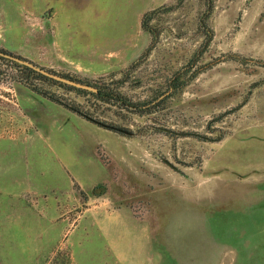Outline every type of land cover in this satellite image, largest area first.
<instances>
[{
  "label": "rangeland",
  "instance_id": "1",
  "mask_svg": "<svg viewBox=\"0 0 264 264\" xmlns=\"http://www.w3.org/2000/svg\"><path fill=\"white\" fill-rule=\"evenodd\" d=\"M207 1L0 0V49L146 104L0 59V264H118L91 224L117 208L149 231L146 264H264V0H215L206 18ZM203 18L214 38L196 61Z\"/></svg>",
  "mask_w": 264,
  "mask_h": 264
},
{
  "label": "trees",
  "instance_id": "2",
  "mask_svg": "<svg viewBox=\"0 0 264 264\" xmlns=\"http://www.w3.org/2000/svg\"><path fill=\"white\" fill-rule=\"evenodd\" d=\"M214 2L215 0H208L207 1V10L205 12V17L208 18L212 13H213V9H214ZM150 17V15L146 14L143 20V25L146 26V20ZM206 18H203L201 20V27L204 29V34H205V40L203 41V43L201 44V46L199 47V50L197 51V53L195 54V56L193 57V60L198 61L199 57H201L209 48V45L211 43V41L214 38V30L212 27L209 26L208 22L205 20ZM156 37L153 40V44L156 42ZM1 51H5L3 49H0ZM6 59L4 57L0 56V59ZM14 65H16L17 63L11 61ZM18 67H20L22 70L28 71V72H32L33 70H31L30 68L23 66V65H16ZM53 71V70H52ZM34 72V71H33ZM36 73V72H35ZM36 76H43L41 74H38ZM67 76V75H65ZM45 79L47 80H53L56 81L54 79L48 78L46 76ZM72 78L71 76H67ZM12 79H17L15 76L12 77ZM74 79V78H73ZM20 81H25L28 82V78L23 77L21 79H19ZM80 81V80H79ZM59 82V81H57ZM83 82V81H82ZM61 83V82H60ZM86 83V82H85ZM31 84V83H29ZM63 84V83H62ZM90 85H93L97 88V91H90L87 89H82V88H77V87H73L68 85L70 90H75L78 93H90L91 95H93L98 101L102 102V103H106L109 104L111 106H117L121 109H125L128 111H132V112H144V106L146 104H142V103H136L133 102L122 90H121V85L118 84L116 86H114V83L112 82H101V83H96V84H91L88 83ZM32 88L34 91H36L39 94H42L44 97L49 98L50 100L63 105L64 107L84 116L85 118L92 120L102 126H105L106 128H109L111 130H115V131H120V132H124V131H128L129 133H132V131H129L127 129L121 128L119 126H116L114 124H110L107 123L106 121L100 120L98 119L91 111L89 110H85L81 103H78L76 101H70L64 97H62L61 95H58L57 93L54 92H50L48 90L45 89H41L40 87H38L37 85H32ZM173 87H178L177 84H174Z\"/></svg>",
  "mask_w": 264,
  "mask_h": 264
},
{
  "label": "crops",
  "instance_id": "3",
  "mask_svg": "<svg viewBox=\"0 0 264 264\" xmlns=\"http://www.w3.org/2000/svg\"><path fill=\"white\" fill-rule=\"evenodd\" d=\"M104 213V214H102ZM95 221L91 222L93 225L95 236L102 238L101 241L103 244L111 245L113 252L117 253L118 264H132L131 256L132 254L126 253L122 249L123 241L125 234L127 233V228L129 229L130 236L137 235V241L139 243V257H141L140 264H146L145 256L151 251V236H149V231L147 229L141 230V222L136 219V217L131 213L127 208H117L114 211H111L108 214H105V211L101 210L96 213ZM79 221L74 229L71 231V234L77 229ZM70 224V223H69ZM86 226V225H85ZM85 226L83 227V233L85 231ZM141 230V232L139 231ZM98 238L97 240H99ZM75 241H80V237L74 239ZM150 256V255H149ZM153 262V258L150 257Z\"/></svg>",
  "mask_w": 264,
  "mask_h": 264
},
{
  "label": "water",
  "instance_id": "4",
  "mask_svg": "<svg viewBox=\"0 0 264 264\" xmlns=\"http://www.w3.org/2000/svg\"><path fill=\"white\" fill-rule=\"evenodd\" d=\"M0 56L4 57L10 61H13L15 63H18L20 65L26 66L28 68H30L31 70H33L34 72L41 74L43 76H46L48 78L54 79L56 81H59L61 83L73 86V87H77V88H82V89H87L90 91H97V88L93 85H90L88 83L67 77L65 75L59 74L55 71H52L50 69L44 68L36 63H34L33 61L24 58L22 56L7 52V51H1L0 50ZM125 133H129L128 131H124Z\"/></svg>",
  "mask_w": 264,
  "mask_h": 264
}]
</instances>
